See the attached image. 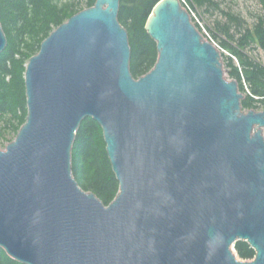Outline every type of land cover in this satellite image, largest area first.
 <instances>
[{
	"label": "water",
	"instance_id": "water-1",
	"mask_svg": "<svg viewBox=\"0 0 264 264\" xmlns=\"http://www.w3.org/2000/svg\"><path fill=\"white\" fill-rule=\"evenodd\" d=\"M120 6L96 0L26 64V122L0 149V248L22 264H264V111L243 109L180 0L153 9L157 62L135 79ZM88 118L119 183L108 206L73 176Z\"/></svg>",
	"mask_w": 264,
	"mask_h": 264
},
{
	"label": "trees",
	"instance_id": "trees-1",
	"mask_svg": "<svg viewBox=\"0 0 264 264\" xmlns=\"http://www.w3.org/2000/svg\"><path fill=\"white\" fill-rule=\"evenodd\" d=\"M69 1L0 0L1 23L8 39L7 48L0 55V145L13 141L26 122L24 74L29 59L40 51L41 43L57 27L80 11L94 6L96 2ZM160 1L121 0L119 21L128 31L132 50L131 72L135 79L150 72L157 62V46L146 31V24ZM188 1L200 8L212 3V0ZM223 32L226 38L230 37L227 29ZM238 43L232 47L222 41L221 46L233 53V57L225 58L227 72L238 82L240 92L245 95L242 100L244 110L264 108V64L244 52L245 47L252 43L264 51V16L251 29L245 30ZM244 80L250 89L247 94ZM72 165L73 176L83 190L94 193L106 206L115 199L119 183L108 158L103 131L91 118L84 120L77 132ZM234 249L243 261L255 258V251L247 242H237ZM0 264L22 263L10 258L0 248Z\"/></svg>",
	"mask_w": 264,
	"mask_h": 264
},
{
	"label": "rangeland",
	"instance_id": "rangeland-1",
	"mask_svg": "<svg viewBox=\"0 0 264 264\" xmlns=\"http://www.w3.org/2000/svg\"><path fill=\"white\" fill-rule=\"evenodd\" d=\"M185 1L187 7L192 12V21L195 26H198L197 29L199 32L203 35L205 40L213 43L221 51V54L224 55V57L222 56V60L225 69V77L228 80H233L228 74V69L225 64V58L233 57V53L231 50L221 46L222 41H226V43L232 47L237 46V44L239 45L238 41L245 33V30L247 28L251 29L258 23L259 19L264 16V0H212V3L204 8L193 6L188 0ZM64 3L68 4V2ZM225 29L229 31L230 37L228 36L226 38L223 32ZM244 52L247 56L264 64V51L256 44L252 43L246 46ZM235 62L238 64L236 60ZM243 85L247 94L250 89L246 80L243 81ZM245 111L248 112L247 110ZM255 111L263 112L264 108L259 107ZM9 143L10 142H5L0 145V149L5 150ZM233 252L237 259L241 260L234 248Z\"/></svg>",
	"mask_w": 264,
	"mask_h": 264
},
{
	"label": "built area",
	"instance_id": "built-area-1",
	"mask_svg": "<svg viewBox=\"0 0 264 264\" xmlns=\"http://www.w3.org/2000/svg\"><path fill=\"white\" fill-rule=\"evenodd\" d=\"M181 1V3H183L185 6H184V8L189 12V14H190V16H191V19H192V12H191V10L187 7V5H186V1L185 0H180ZM193 20V19H192Z\"/></svg>",
	"mask_w": 264,
	"mask_h": 264
}]
</instances>
